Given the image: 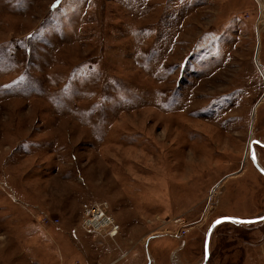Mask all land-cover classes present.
Here are the masks:
<instances>
[{
	"label": "rangeland",
	"instance_id": "rangeland-1",
	"mask_svg": "<svg viewBox=\"0 0 264 264\" xmlns=\"http://www.w3.org/2000/svg\"><path fill=\"white\" fill-rule=\"evenodd\" d=\"M252 141L263 0H0V264H202L264 215ZM205 264H264V220Z\"/></svg>",
	"mask_w": 264,
	"mask_h": 264
},
{
	"label": "built area",
	"instance_id": "built-area-1",
	"mask_svg": "<svg viewBox=\"0 0 264 264\" xmlns=\"http://www.w3.org/2000/svg\"><path fill=\"white\" fill-rule=\"evenodd\" d=\"M105 221L108 222L107 225H105ZM81 228L86 234H98L113 238L117 235L119 226L113 217L106 213L105 204L97 203L83 206Z\"/></svg>",
	"mask_w": 264,
	"mask_h": 264
},
{
	"label": "water",
	"instance_id": "water-1",
	"mask_svg": "<svg viewBox=\"0 0 264 264\" xmlns=\"http://www.w3.org/2000/svg\"><path fill=\"white\" fill-rule=\"evenodd\" d=\"M254 143L258 144L255 141H252L249 144V147H250V158H251V160H252L253 165L255 166V168L259 171V173L262 176H264V171L259 167V165L257 164V162L254 159V152H253V144ZM259 145L264 146V144H261V143ZM263 220H264V215L261 216V217H259V218H255V219H240V218H234V217H222V218L217 219L210 226V228L208 229V232L206 234L205 246H204V262L202 264H205L206 261H207V259H208V241H209V236H210V233H211L212 229L216 225H218V224H220L222 222H234V223H237V224H252V223L260 222V221H263ZM241 221H243V222H241Z\"/></svg>",
	"mask_w": 264,
	"mask_h": 264
},
{
	"label": "bare ground",
	"instance_id": "bare-ground-1",
	"mask_svg": "<svg viewBox=\"0 0 264 264\" xmlns=\"http://www.w3.org/2000/svg\"><path fill=\"white\" fill-rule=\"evenodd\" d=\"M107 224H108V222L105 221V225H107Z\"/></svg>",
	"mask_w": 264,
	"mask_h": 264
},
{
	"label": "snow or ice",
	"instance_id": "snow-or-ice-1",
	"mask_svg": "<svg viewBox=\"0 0 264 264\" xmlns=\"http://www.w3.org/2000/svg\"><path fill=\"white\" fill-rule=\"evenodd\" d=\"M54 7H55V5H54ZM241 222H243V221H241Z\"/></svg>",
	"mask_w": 264,
	"mask_h": 264
}]
</instances>
